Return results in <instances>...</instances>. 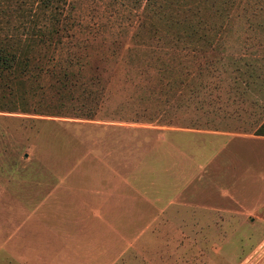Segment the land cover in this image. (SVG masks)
<instances>
[{
  "label": "rangeland",
  "instance_id": "374dc122",
  "mask_svg": "<svg viewBox=\"0 0 264 264\" xmlns=\"http://www.w3.org/2000/svg\"><path fill=\"white\" fill-rule=\"evenodd\" d=\"M20 3L0 38L57 70L0 94V264H264V183L220 156L264 113V0H60L51 46Z\"/></svg>",
  "mask_w": 264,
  "mask_h": 264
},
{
  "label": "trees",
  "instance_id": "16d2710c",
  "mask_svg": "<svg viewBox=\"0 0 264 264\" xmlns=\"http://www.w3.org/2000/svg\"><path fill=\"white\" fill-rule=\"evenodd\" d=\"M26 2L27 0H23V3L19 4L20 9L17 8L16 11H21L24 4L25 8L23 9H29V13L26 15L27 20H34L37 15L36 10L33 9V6L26 4ZM58 3H60V0H33V4L37 5L39 8H54L51 13L52 19L57 20L56 22L59 27L51 26V28L46 31L45 26H37L33 22H29L24 26L25 29L38 35L39 41L45 46L54 44L52 39L58 36L63 30H69V27L66 26L59 17V15L63 16V13L57 8V6L60 5ZM22 18L25 20L24 16ZM33 41L35 44L36 40L30 38L24 46H21L19 43L13 42L9 37L5 39L0 38V94L2 97L14 93L13 88L16 79L19 80V83H24V77L31 78L35 76L42 78L55 74L57 70L55 59L51 65L34 62L30 50ZM24 84H19V86ZM259 132H264V129H260Z\"/></svg>",
  "mask_w": 264,
  "mask_h": 264
},
{
  "label": "crops",
  "instance_id": "0c3cea01",
  "mask_svg": "<svg viewBox=\"0 0 264 264\" xmlns=\"http://www.w3.org/2000/svg\"><path fill=\"white\" fill-rule=\"evenodd\" d=\"M258 112L264 110V100L259 99L257 105ZM260 113L258 114L259 118ZM257 125L254 130L235 132L233 138L237 141L234 142V148H228L222 151L220 154L221 159L230 160L234 163L235 179L256 178L260 183H264V132H259L260 129H264V113L261 118L258 119ZM237 185V184H236ZM240 189H235L234 201L237 202V206L240 212L252 214L257 217H262L257 210L253 208L251 210H243ZM189 208V207H184ZM209 210V209H206ZM211 210V209H210Z\"/></svg>",
  "mask_w": 264,
  "mask_h": 264
}]
</instances>
